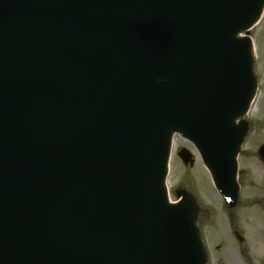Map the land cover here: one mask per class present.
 <instances>
[{
    "label": "water",
    "instance_id": "obj_1",
    "mask_svg": "<svg viewBox=\"0 0 264 264\" xmlns=\"http://www.w3.org/2000/svg\"><path fill=\"white\" fill-rule=\"evenodd\" d=\"M263 4L0 0V264H204L170 139L232 202Z\"/></svg>",
    "mask_w": 264,
    "mask_h": 264
},
{
    "label": "rangeland",
    "instance_id": "obj_2",
    "mask_svg": "<svg viewBox=\"0 0 264 264\" xmlns=\"http://www.w3.org/2000/svg\"><path fill=\"white\" fill-rule=\"evenodd\" d=\"M261 15L249 31L239 33L251 41L255 92L239 121L244 122V132L236 155L237 192L233 205H224L192 144L178 135L171 142L168 199L175 203L181 194L192 205L204 264H264V252L258 247L259 238L264 239V165L256 155L258 146L264 144V9ZM180 147L192 153L191 166L184 167L177 158ZM235 231L244 243L237 240Z\"/></svg>",
    "mask_w": 264,
    "mask_h": 264
},
{
    "label": "bare ground",
    "instance_id": "obj_3",
    "mask_svg": "<svg viewBox=\"0 0 264 264\" xmlns=\"http://www.w3.org/2000/svg\"><path fill=\"white\" fill-rule=\"evenodd\" d=\"M262 12H263V11H262ZM261 14H262V13H261ZM260 17L262 18L263 16H262V15L259 16L258 19H259ZM253 26H254V25H253ZM253 26H252V27H253ZM259 225H261V223H260ZM259 225H258V226H259ZM263 240H264L263 238H259V240H258V247H259V251H263V252H264V247H263V244H262V242H264Z\"/></svg>",
    "mask_w": 264,
    "mask_h": 264
},
{
    "label": "flooded vegetation",
    "instance_id": "obj_4",
    "mask_svg": "<svg viewBox=\"0 0 264 264\" xmlns=\"http://www.w3.org/2000/svg\"><path fill=\"white\" fill-rule=\"evenodd\" d=\"M243 241H244V239H243ZM243 241H242V243H243Z\"/></svg>",
    "mask_w": 264,
    "mask_h": 264
}]
</instances>
